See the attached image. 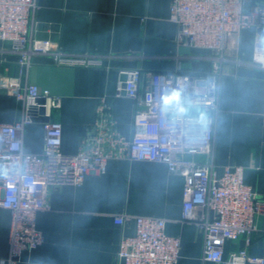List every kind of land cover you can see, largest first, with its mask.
Wrapping results in <instances>:
<instances>
[{
    "label": "crops",
    "instance_id": "obj_1",
    "mask_svg": "<svg viewBox=\"0 0 264 264\" xmlns=\"http://www.w3.org/2000/svg\"><path fill=\"white\" fill-rule=\"evenodd\" d=\"M32 35L51 42L52 52L35 54L23 67L20 54L0 40V121L21 118L22 102L2 88L4 77H21L48 91L47 112L62 123L64 153H75L81 137L93 126L101 98L112 106L119 130L133 136L134 112L153 72L178 70L204 74L213 70L208 49L176 45V24L170 19V0H36ZM264 3V0H256ZM264 32L248 28L229 37L221 61L219 112L213 144L216 174L226 166H244L245 183L264 200ZM100 58L98 66L55 63L54 53ZM143 73L138 98L129 97L122 82L134 70ZM60 106L52 107V98ZM190 113L203 112L189 108ZM42 122L33 121L24 131V149L41 153ZM204 162L203 154L190 156ZM185 178L170 172L167 164L150 160L111 159L107 170H91L79 186L53 189L49 210L37 214L44 242L24 250L18 264H124L118 256L123 234L133 235L136 224L115 222L120 214L162 217L166 232L181 238L177 264H216L204 260V232L183 221ZM258 233L249 251L264 257V212L256 218ZM11 213L0 208V258L8 254ZM243 237L228 240L224 254L242 248ZM260 264V263H254Z\"/></svg>",
    "mask_w": 264,
    "mask_h": 264
},
{
    "label": "built area",
    "instance_id": "obj_2",
    "mask_svg": "<svg viewBox=\"0 0 264 264\" xmlns=\"http://www.w3.org/2000/svg\"><path fill=\"white\" fill-rule=\"evenodd\" d=\"M250 4L249 12L246 5ZM36 0H0V40L9 42L20 54V64H32L35 54L52 52L51 42L32 35ZM170 19L176 24V45L208 49L213 54V70L199 75L178 70L151 74L146 92L134 112L135 132L121 133L112 106L101 98L93 126L84 134L75 153L62 151L63 127L51 118L43 122L44 148L41 153L24 149V131L34 116L31 104L37 97H51L37 84L7 76L1 85L22 102L21 118L0 121V208L11 213L8 254L0 264H18L24 250L44 242L37 228V214L49 210L48 196L62 186L81 185L95 170L104 173L111 159L150 160L167 164L170 172L185 178L183 221L193 222L204 232V260L216 264H264V257L252 255L249 247L258 233L256 218L264 212L261 200L244 181V166L229 165L216 174L213 144L219 112L221 61L229 37L244 29L264 27V3L256 0H170ZM264 41V39L260 40ZM55 63L67 66H98L100 58L57 51ZM264 65V63H262ZM142 71L134 70L122 82L119 92L138 98ZM174 90L182 93L183 114L166 106ZM52 107L60 106L52 98ZM189 108L203 112L190 113ZM264 125V107L261 113ZM206 155L204 162L189 158ZM136 224L133 235L123 234L118 256L124 264H177L181 238L166 232L162 217L120 214L115 222ZM243 237L245 245L224 254L228 240Z\"/></svg>",
    "mask_w": 264,
    "mask_h": 264
},
{
    "label": "water",
    "instance_id": "obj_3",
    "mask_svg": "<svg viewBox=\"0 0 264 264\" xmlns=\"http://www.w3.org/2000/svg\"><path fill=\"white\" fill-rule=\"evenodd\" d=\"M249 9H250V4H247L246 12H249ZM259 28H261L262 32H264V27H259ZM47 107H48V99L46 97H37L34 100V104H31V110L33 113L38 111L40 113V116H34L33 121L42 122V123L48 121L50 119V116L46 115Z\"/></svg>",
    "mask_w": 264,
    "mask_h": 264
},
{
    "label": "clouds",
    "instance_id": "obj_4",
    "mask_svg": "<svg viewBox=\"0 0 264 264\" xmlns=\"http://www.w3.org/2000/svg\"><path fill=\"white\" fill-rule=\"evenodd\" d=\"M184 104V100L182 98V93L179 90H174L167 96V104L166 106L175 107L177 113L183 114L182 107Z\"/></svg>",
    "mask_w": 264,
    "mask_h": 264
}]
</instances>
